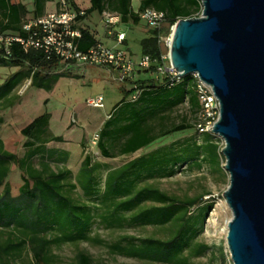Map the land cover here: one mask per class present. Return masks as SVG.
I'll list each match as a JSON object with an SVG mask.
<instances>
[{"label":"trees","instance_id":"obj_1","mask_svg":"<svg viewBox=\"0 0 264 264\" xmlns=\"http://www.w3.org/2000/svg\"><path fill=\"white\" fill-rule=\"evenodd\" d=\"M48 1L50 0H33L35 17L43 15L45 3ZM89 2L88 8L76 9L78 12H83L77 16V23L93 11L116 12L120 15L121 22L130 21L134 25L140 22L139 14L145 8L164 12L166 23L160 29L147 27L148 34L140 40L141 55L148 54L157 58L166 51V48L163 49L162 46L164 44L159 41V36L167 34L169 27L179 19L198 16L201 12L200 0H139L137 10L132 9L131 0H89ZM27 13L26 6L20 2L11 3L10 0H0V32L5 33L6 29H16L19 34H23L21 25L24 20L22 19ZM3 20L7 21L4 25ZM76 27L80 30V36L75 40L79 49L87 50L99 43L88 28L78 24ZM57 64H59L58 60L46 59L41 50L25 49L18 42H12L9 54L0 53V65L26 66L27 70L14 74L0 86V107L13 104L5 103L7 94L20 79L26 76H31V84L36 87L50 88L60 75L52 74ZM134 90H139L138 98L133 101L126 100ZM139 103L140 107H138ZM181 104H186L194 111V122L191 124L184 119L180 123L165 126L164 121L168 117L166 112ZM114 109L115 112L110 114L98 132L96 145L103 157L132 154L160 138L182 134L188 130L194 129L197 134L194 123L197 120L200 104L191 75L182 76L179 81L170 86L166 78L142 81L139 86L128 90ZM48 118V113L40 114L21 129V134L27 138L25 147H31L35 142L43 144L48 140H62L61 136L49 133ZM201 135L205 141L204 144L193 143L192 149L186 146L183 151L186 153L191 151L190 155L174 154L167 146H160L107 172L102 193L105 197L121 198L114 205L115 212L131 210L142 201L152 199L157 203L134 214L132 216L134 223L160 225L172 220L179 212V219L183 220L176 235L169 240L144 238L138 245L134 243L127 246L114 245L113 249L119 253L155 261H170L184 249L190 237L195 234V225L199 219L193 218L195 220L190 223L192 218L188 214V209L196 205L201 197L179 200L157 187L145 186L133 193L132 189L143 173L148 172L149 175H153L156 170L167 168L166 175H169L177 163L196 160L199 155L203 157L204 146L210 150L212 157H215L217 146L211 142L215 135L211 133ZM114 145L115 152L112 151ZM33 155L32 151L26 157H19L5 150L0 139V187H3L0 191V228L13 225V228L28 237L15 243L8 242L1 247V251L15 249L27 241L35 242L33 247L35 257L38 261H43L42 254L48 244L85 239L90 227L88 223L91 224L93 217L87 205L76 204L61 190L63 186L61 181L67 178L71 173L70 170L48 171L45 163L42 164L43 168H36L30 163ZM90 161V155L85 154L80 168L86 174H84V187L95 180ZM10 163L17 166L22 179L20 192L16 196L11 195L6 181L10 173ZM210 207L211 204L200 215L201 221ZM84 224L86 225L83 226ZM54 228L60 229L62 234L52 239L41 236L42 233ZM206 249L207 246L201 244L197 253ZM80 259L82 264L90 262L86 254H81Z\"/></svg>","mask_w":264,"mask_h":264},{"label":"rangeland","instance_id":"obj_2","mask_svg":"<svg viewBox=\"0 0 264 264\" xmlns=\"http://www.w3.org/2000/svg\"><path fill=\"white\" fill-rule=\"evenodd\" d=\"M20 1L28 8L29 16H31L33 0ZM67 1L71 4V0ZM76 1L78 2L76 5L81 9L89 4V0ZM59 2L60 0L46 2L43 13L55 11ZM138 3L139 0H131L133 10H137ZM81 23L94 35L98 32L99 36L103 37L106 28L102 22L101 13L93 11ZM127 24L131 25L130 28L133 29H128ZM118 25L117 28L127 30L129 48L139 52V41L148 34L145 23L140 20L137 25L130 21L126 24L120 22ZM162 46L163 49L166 48L164 45ZM16 69L15 66L0 65V85L15 73ZM64 73H67L68 76L60 78L51 90L30 87L22 96L17 95L15 105L1 108L0 137L4 140V148L19 157H26L33 151L34 155L31 157L30 163L36 168H43L42 164L45 163L48 171L70 170L71 173L67 178L61 181L63 183L61 190L76 204H85L89 207L93 218L91 224L88 223L90 227L86 233L87 237L74 241L50 243L42 254L44 260L38 261L33 249L35 242L27 241L15 249L1 251V247L8 242L15 243L22 238H28L13 228V225L8 228L1 227L0 264H82L81 254H86L89 257V264H225L228 249L226 243L227 222L231 217V212L222 196L229 183V176L224 168V157L221 153L223 140L218 136L211 140L217 146L215 157H212L210 150L204 146L203 157L199 155L196 160L177 163L169 175H166L167 168L156 170L153 175H149L148 172L143 173L136 180L132 189L133 193L145 186L157 187L179 200L201 197L196 205L188 209V214L192 218L190 223L195 220L193 218L199 219L195 225V234L190 237L184 249L170 261L142 259L119 253L113 249L114 245L127 246L130 243L138 245L144 238L171 239L176 235L183 220L179 219V212L172 220L160 225L134 223L132 221L134 214L157 203L152 199L142 201L131 210L115 212L114 205L121 198L105 197L102 193L107 172L160 146H167L174 154L182 153L187 156L191 151L183 152L186 146H190L192 149L193 143L204 144L205 141L202 139V135H197L193 129L182 134H172L160 138L141 151L126 157H103L96 143L93 142V137L98 132L91 133L92 128L89 127L87 121H84L85 124L84 122L81 124L79 122L81 117L74 116L77 112L75 110H99L101 115L105 116V112H108L120 99V87L123 83L114 79L110 71L103 66L85 65L80 69L77 77L72 76L71 72ZM124 84L125 88L129 90L134 87L130 82ZM28 85L29 81L17 90L23 91V88ZM97 95H103V106L99 109L87 107L86 99ZM43 113L51 114L50 129L54 135L62 136L64 140L49 143L42 146L41 149L31 150V148L24 147L20 128ZM166 114L168 117L165 119L164 125L167 127L180 123L184 119L191 124L194 122V111L186 104H181ZM72 117L74 118L72 119ZM81 126L84 131L88 132L84 145H80L77 141L82 131L79 129ZM115 150L116 146L112 147V151L115 152ZM85 154L90 155V164L95 179L87 184V188L83 186L85 172L80 169ZM9 168L10 173L6 181L11 195L16 196L19 194L22 184L21 174L14 163H10ZM2 188L1 186L0 191ZM210 204L211 207L201 221L200 215ZM61 234L60 229L54 228L42 233L41 236L52 239ZM201 244L206 245L207 249L197 253Z\"/></svg>","mask_w":264,"mask_h":264},{"label":"water","instance_id":"obj_3","mask_svg":"<svg viewBox=\"0 0 264 264\" xmlns=\"http://www.w3.org/2000/svg\"><path fill=\"white\" fill-rule=\"evenodd\" d=\"M179 19L170 58L181 75L212 87L220 114L212 133L229 183L226 243L233 264H264V0H200ZM177 74V75H179Z\"/></svg>","mask_w":264,"mask_h":264},{"label":"built area","instance_id":"obj_4","mask_svg":"<svg viewBox=\"0 0 264 264\" xmlns=\"http://www.w3.org/2000/svg\"><path fill=\"white\" fill-rule=\"evenodd\" d=\"M82 13L75 10L67 0H60L55 11L24 20L21 25L23 34L0 32V53L9 54L12 42H18L25 49L41 50L46 59L55 58L66 64L110 67L117 72V80L121 82L129 80L137 67L151 70L158 79L166 78L169 86L182 78L183 75L173 66L169 53L171 34L176 22L169 27L168 34L159 36V41L164 44L167 51L161 53L159 58L145 54L138 60H133L123 48L108 47L100 42L87 50L79 49L75 41L80 36V30L76 27L78 24L76 18ZM139 16L149 28L160 29L166 23L165 13L154 8H145ZM101 19L107 33L114 35L117 43L121 44L125 39V32L114 30L121 22L120 15L104 10ZM190 75L193 77L200 104L197 120L194 123L195 129L198 135L213 134V127L220 114L219 101L212 87L201 80L197 73ZM103 102V95H97L87 98L85 104L90 108H100ZM97 140L98 134L93 137V142L96 143ZM225 264H233L228 249Z\"/></svg>","mask_w":264,"mask_h":264},{"label":"crops","instance_id":"obj_5","mask_svg":"<svg viewBox=\"0 0 264 264\" xmlns=\"http://www.w3.org/2000/svg\"><path fill=\"white\" fill-rule=\"evenodd\" d=\"M11 1V3H17V2H20V3H22L20 0H10ZM76 3H78L76 0L75 1H73V0H71V6L76 10V9H79V10H84V9H86V8H88L89 6H90V2H89V4L84 8L83 7V9H81L80 7H78L77 5H76ZM22 4H24V3H22ZM25 5V4H24ZM138 5H139V3H138ZM138 5H137V7H138ZM27 10H28V8H27ZM33 10H34V5H32V8H31V16H29L30 14L29 13H27L26 14V16H25V18H23L22 19V21L23 20H25V19H31V18H34L35 16L33 15ZM53 11V10H52ZM52 11H46V12H44L43 14H45V13H48V12H52ZM83 21V20H82ZM82 21H80V22H78V25L79 26H81V27H83L82 26ZM7 21L6 20H3V25L6 23ZM126 24V23H125ZM119 25H117V26H115V28H114V30L115 31H122V32H125V39L123 40V42L121 43V44H118L117 43V41H116V39H115V37H114V35H109L108 33H107V31L105 30V32L103 33V37L101 38L100 36H99V34H98V32L97 33H95V35H94V37L97 39V41H99L100 43H102L103 45H105V46H108V47H120V48H122V47H124L123 49L127 52V54L130 56V58H132L133 60H138V58L141 56V52H140V49H139V52H137V51H132L130 48H129V37H128V33H127V30L125 29V30H122V29H119V28H117ZM130 26L131 25H129V24H127V28L128 29H133V28H130ZM4 32L5 33H11V34H17L18 33V31H16V29H6V30H4ZM91 32V31H90ZM145 37V36H144ZM144 37H142V38H144ZM141 38V39H142ZM140 39V40H141ZM139 48H140V41H139ZM1 66H5V65H1ZM85 65H79V64H75V63H72V64H70V63H62V62H59V64H57V66L53 69V72H52V74H60V75H58V77H57V79L51 84V86H50V88H48V89H46V88H40V87H37V88H40V89H45V90H51L52 89V87H53V85L54 84H56L57 82H58V80L60 79V78H62V77H65V76H68V74L67 73H64V72H71L72 73V76H79V72H80V69H82V67H84ZM17 69H16V72L15 73H13L12 75H10L6 80H8V79H10L14 74H16V73H18V72H21V71H26L27 70V67L26 66H23V67H20V66H15ZM105 67V66H104ZM106 69H108L109 71H110V73H111V75L114 77V79H116L117 80V72L114 70V69H112V68H110V67H105ZM44 73V72H43ZM112 77V78H113ZM16 80L18 79V76L15 78ZM5 80V81H6ZM149 80H158V78H157V76L155 75V73H153L151 70H145V69H142V68H136L134 71H133V74H132V76H131V78L129 79V80H127V81H124V82H121V81H119V80H117V81H119V82H121V83H123V84H121V87H120V89H121V97H120V99H118V101L115 103V105L118 103V102H120L121 100H122V98H123V96H125V94H126V92L129 90V89H127V88H125V84L124 83H126V82H130V83H132L133 85H134V87L135 86H139L140 84H141V82L142 81H149ZM27 81H29V85L28 86H26V87H24L23 88V91H18L17 89L18 88H22V86L25 84V82H27ZM1 85H3V84H1ZM0 85V86H1ZM34 85L33 84H31V76H26V77H24V78H22V79H20L16 84H15V86L9 91V93L7 94V99H6V102L5 103H13L11 106H13V105H15V102H17L16 101V98L18 97L17 95L19 94L20 96H22L24 93H25V91L27 90V89H29L30 87H33ZM34 87H36V86H34ZM133 87V88H134ZM133 96H136V97H134L133 98ZM138 96H139V90H134L127 98H126V100H131V101H133V100H136L137 98H138ZM19 99H20V97H19ZM48 100V99H47ZM115 105H113L112 106V108L108 111V112H105V116H102L101 114V112H99V110H93V111H91V110H88V109H83V110H75V117L77 118V115L79 116V122L81 123V122H84V121H87L88 123H89V127L90 128H92V131H91V133H94V132H99L100 130H101V128L103 127V124H104V122L110 117V114H112V113H114L115 112ZM141 106V104L139 103L138 104V107H140ZM7 107H10L9 105H7V106H5V107H3V109L4 108H7ZM2 107H0V109H1ZM95 109V108H94ZM99 109V108H98ZM119 110V109H118ZM117 110V111H118ZM49 114V118H48V125H47V129H48V131H49V133L50 134H52V135H54L53 133H52V131H51V129H50V120H51V114L50 113H48ZM37 117V116H36ZM74 117H72V119H73ZM76 121H77V119H76ZM1 122H2V120H1V118H0V124H1ZM81 124H83V123H81ZM84 124H85V122H84ZM26 126V125H25ZM24 127V126H23ZM23 127H21L20 128V134H21V129L23 128ZM86 127H88V126H86ZM71 128V127H70ZM79 129H82V131H81V133H80V138L77 140L79 143H80V145H84V140L87 138L86 137V133L88 134V132H86V131H84V128L81 126V128H79ZM22 135V134H21ZM54 136H59V135H54ZM62 137V136H61ZM0 139L2 140V143H3V146H4V140L0 137ZM64 140V138L62 137V140L61 141H63ZM27 141V138L23 135V146H24V143ZM61 141H54V140H48V141H46V142H44L43 144H41V142H35V144L33 145V146H31V147H26V148H31V150H34V149H41V147L42 146H45V145H48L49 143H53V142H61ZM25 147V146H24ZM5 149V148H4ZM142 149H144V148H141V149H139V150H137L136 152H139V151H141ZM6 150V149H5ZM135 152V153H136ZM132 154H134V153H132ZM128 155H131V154H122V155H115V156H113V158H118V157H126V156H128ZM139 156V155H138ZM137 157V156H136ZM133 159V158H132ZM131 160V159H130ZM129 161V160H128ZM127 162V161H126ZM125 162V163H126ZM123 165V164H122Z\"/></svg>","mask_w":264,"mask_h":264}]
</instances>
